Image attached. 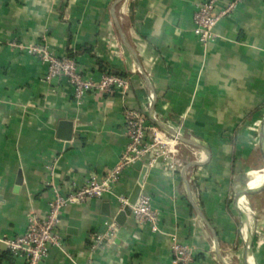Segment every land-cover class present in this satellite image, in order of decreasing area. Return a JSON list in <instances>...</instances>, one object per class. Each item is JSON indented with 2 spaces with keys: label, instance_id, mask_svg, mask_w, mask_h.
Wrapping results in <instances>:
<instances>
[{
  "label": "crops",
  "instance_id": "0c3cea01",
  "mask_svg": "<svg viewBox=\"0 0 264 264\" xmlns=\"http://www.w3.org/2000/svg\"><path fill=\"white\" fill-rule=\"evenodd\" d=\"M117 1L0 0V237L23 233L28 213H44L54 188L66 192L71 180L81 185L112 168L128 144L125 111L137 109L210 156L179 142L181 165H150L141 193L160 211L158 230L131 214L111 243L92 252L91 232L105 230L138 182L140 171L127 166L111 193L62 210L64 249L52 247L44 264H171L174 236L200 264H240L245 255L248 264L250 256L261 264L264 189L242 197L246 207L240 199L242 216L235 197L264 183V0H243L219 20L206 46L194 32L202 0ZM43 34L57 55L71 51L86 75L124 73L129 88L92 92L78 103L66 79L44 81L46 65L12 45L36 43ZM255 172L259 177H251ZM254 180L263 183L251 187ZM24 263L0 242V264Z\"/></svg>",
  "mask_w": 264,
  "mask_h": 264
},
{
  "label": "built area",
  "instance_id": "2783aa9c",
  "mask_svg": "<svg viewBox=\"0 0 264 264\" xmlns=\"http://www.w3.org/2000/svg\"><path fill=\"white\" fill-rule=\"evenodd\" d=\"M243 0H228L221 9L220 0H202L196 3L194 12V32L198 40L207 45L216 39L215 27L219 20L231 14ZM12 45L20 51L36 56L46 65L43 80L52 83L54 80L66 79L73 89V95L78 103H83L85 97L92 92L110 95L113 92L125 93L130 81L127 76L104 72L99 79L86 75L79 67L74 57L57 55L48 42L46 34L32 44L13 41ZM125 127L128 144L117 163L104 175L93 174L81 185L71 180L66 192L54 188L55 196L48 203L44 213L34 211L28 213L26 230L16 236L0 237V242L7 245L11 253L25 260L24 264H44L52 247L64 249V239L59 228L62 210L69 204H81L93 198H102L111 193L119 181L122 171L137 160L150 165L163 160L171 167L178 166L177 137L169 134L156 124L147 122L146 116L137 109L125 111ZM50 172L53 168L50 166ZM122 207L127 197H121ZM132 215L140 224H149L152 230H158L160 211L154 208L152 197L141 193L132 206ZM105 230H95L90 234V250L98 251L111 243L118 230L115 217L104 221ZM171 264H200L194 249L181 243L177 237L172 238ZM88 264H93L91 260Z\"/></svg>",
  "mask_w": 264,
  "mask_h": 264
},
{
  "label": "water",
  "instance_id": "95a60500",
  "mask_svg": "<svg viewBox=\"0 0 264 264\" xmlns=\"http://www.w3.org/2000/svg\"><path fill=\"white\" fill-rule=\"evenodd\" d=\"M121 1L122 0H118L116 2V4H118ZM115 18H116V24H117L118 30L120 32V35H121L123 41L128 46V48L133 51V49L131 48V46H130V44H129V42H128V40H127V38H126L123 30H122V27L120 26V23L118 22V19H117L116 15H115ZM156 122L158 123V125L160 126V128H162L164 131H166L169 134L177 137V139L179 140V142H183V143H186V144H190L192 146L199 147L202 150H204L208 154V156H210L209 150L205 146H203L202 144H199L198 142H196L194 140H191V139L185 137L178 130H176V129L170 127V126H168L167 124H165V123H163L161 121L156 120ZM63 124L66 125L67 122H64ZM263 134H264V130L262 131V137H263ZM64 137L65 138H69L70 137V134H66V136H64ZM263 156H264V153H263ZM199 164H202V163L197 162V161H194V162L191 163V165H199ZM133 166L140 171V176L138 178V182L136 183V185L134 186L132 192L130 193V195L128 197L127 204L122 209H120L117 212L116 216H115L116 222L118 224H121V225L124 224L126 218L132 214V206L136 203L139 195L142 192V185L144 183V179L146 177V174H147V172H148V170L150 168L149 164L144 163L142 160L135 161L133 163ZM22 179H23L22 178V174L19 173V176L17 178V184L20 185L22 183ZM263 189H264V185L261 188L256 189V190L244 189V190H242V191H240V192H238L236 194L235 204H236L237 210H238V212H239V214L241 216L243 215V213H242V210H241L240 205H239L240 199L242 197L250 196V195H252V194H254V193L258 192V191H261ZM196 210L200 214V216H202V218L205 220V222L211 227L210 223L208 222V220L206 219V217L204 216V214L197 207H196ZM105 214L110 215V212H105ZM216 241H217V243H216V245H217L218 244V237L217 236H216ZM242 264H248V259H247L246 255H245L244 259H243V263Z\"/></svg>",
  "mask_w": 264,
  "mask_h": 264
},
{
  "label": "rangeland",
  "instance_id": "374dc122",
  "mask_svg": "<svg viewBox=\"0 0 264 264\" xmlns=\"http://www.w3.org/2000/svg\"><path fill=\"white\" fill-rule=\"evenodd\" d=\"M177 144H179V141H178V143ZM261 163H262V161H261ZM263 165H264V161H263V163H262ZM263 169H264V167H263ZM259 173V172H258ZM258 173H253V174H251V175H256V174H258ZM261 174H263L264 173V170H262V172H260ZM251 177H254V176H251ZM260 180V179H259ZM263 182H261V181H256V180H254V181H252V186L251 187H253V186H255L256 185V187L257 186H259V185H261ZM263 185H264V183H263ZM262 185V186H263ZM264 191V190H263ZM246 198H249V196H247ZM250 222H251V225H252V227L254 226V222H255V219L253 218V217H251L250 216ZM255 227V226H254ZM247 229H248V227H247ZM242 230H243V228H242ZM261 232H262V230H261ZM248 245H249V243H251V240L249 241H247L246 242ZM254 262V261H253ZM240 264H242V262L240 261ZM254 264H256L255 262H254ZM261 264H264V261L261 263Z\"/></svg>",
  "mask_w": 264,
  "mask_h": 264
},
{
  "label": "bare ground",
  "instance_id": "6f19581e",
  "mask_svg": "<svg viewBox=\"0 0 264 264\" xmlns=\"http://www.w3.org/2000/svg\"><path fill=\"white\" fill-rule=\"evenodd\" d=\"M254 177H259V174H256ZM241 203H242V205H243L244 207H246L243 198L241 199ZM244 213H246L245 210H244ZM246 215H247V213H246ZM247 227H248L247 225H244V227H243V229H244V236H246V233H247ZM245 239H247V238H245ZM249 264H254L253 259H252L251 256L249 257Z\"/></svg>",
  "mask_w": 264,
  "mask_h": 264
},
{
  "label": "trees",
  "instance_id": "16d2710c",
  "mask_svg": "<svg viewBox=\"0 0 264 264\" xmlns=\"http://www.w3.org/2000/svg\"><path fill=\"white\" fill-rule=\"evenodd\" d=\"M68 56L72 57L73 53L71 51H69ZM109 72L119 74V75H123V76H127V74H124V73H119V72H114V71H109ZM233 158H235V155L233 156Z\"/></svg>",
  "mask_w": 264,
  "mask_h": 264
}]
</instances>
